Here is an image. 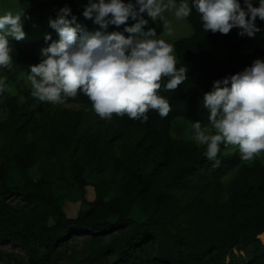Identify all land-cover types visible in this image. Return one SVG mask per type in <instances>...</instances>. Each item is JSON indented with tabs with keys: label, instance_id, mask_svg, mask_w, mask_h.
Here are the masks:
<instances>
[{
	"label": "trees",
	"instance_id": "16d2710c",
	"mask_svg": "<svg viewBox=\"0 0 264 264\" xmlns=\"http://www.w3.org/2000/svg\"><path fill=\"white\" fill-rule=\"evenodd\" d=\"M35 10L25 19L26 38L10 39L12 68L28 75L41 62L40 49L59 40L54 29L36 33ZM187 19L194 32L177 39L174 50L188 79L176 91L159 90L172 106L166 118L150 110L147 123L127 115L104 119L83 94L66 101L83 110H54L29 95L23 101L22 93L0 96L9 113L0 122V241L24 247L25 264H53L59 248L85 234L93 254L114 255L109 264H264V154L244 161L239 149L225 153L221 145L214 166L206 146L172 134L178 118L210 125L204 93L247 67L215 62L216 49L239 51L250 37L240 36L239 28L206 33L195 10ZM78 22L99 30L91 19ZM256 24V35H264V20L257 17ZM126 26L117 31L127 37ZM256 56L264 59V48ZM15 169L20 184L10 177ZM76 187L82 207L69 216L65 205ZM15 194L38 210L12 228L7 202ZM107 234L109 242L102 238Z\"/></svg>",
	"mask_w": 264,
	"mask_h": 264
},
{
	"label": "clouds",
	"instance_id": "9594fccd",
	"mask_svg": "<svg viewBox=\"0 0 264 264\" xmlns=\"http://www.w3.org/2000/svg\"><path fill=\"white\" fill-rule=\"evenodd\" d=\"M243 4L241 0H89L83 16L99 25L95 32L77 22L66 5L49 21L59 40L41 48V62L30 66L31 95L41 102L63 104L83 94L104 119L127 115L147 123L150 110L166 118L172 106L159 90L163 85L165 91H176L188 79V71L177 68L173 45L158 38L156 28L146 30L149 19L144 14L153 22L162 21L171 34L165 13L179 21L195 10L206 33L228 34L239 28L240 36L254 38L261 31L257 17L264 20V0H243ZM26 18L30 19L25 8L0 14V70L12 68L10 39L26 38ZM130 18L136 22L124 32L131 35L108 32L109 26L126 25ZM45 40L51 41L52 36L46 35ZM6 91H10L6 77L0 76V96ZM201 106L207 109L214 132L197 120L191 138L198 146H206L204 155L214 166L220 164L221 145L237 146L244 161L264 154V59L214 81Z\"/></svg>",
	"mask_w": 264,
	"mask_h": 264
},
{
	"label": "rangeland",
	"instance_id": "374dc122",
	"mask_svg": "<svg viewBox=\"0 0 264 264\" xmlns=\"http://www.w3.org/2000/svg\"><path fill=\"white\" fill-rule=\"evenodd\" d=\"M0 0V14L6 11H15L17 9L25 8L26 17L28 16L32 7H35L34 18L36 20V33H45L52 30L50 27V19L57 18V12L60 8L64 6H69L72 9V14L77 17V22L80 20L84 22L87 18L83 16L85 7L88 5L89 0ZM42 3L43 8L36 3ZM128 2V0H126ZM134 3L135 0H132ZM146 19H149V24L147 28H156L158 38L164 39L166 42L170 43L174 47V43L177 39L182 37L191 36L194 29L188 19L176 20L172 13L166 12L165 16L169 21L171 34H169V29L163 27V22H153L144 14ZM71 19V16H69ZM94 21V19H91ZM136 21L129 19L126 25L131 26ZM88 26V25H87ZM94 26L99 27V25L94 24ZM122 26V25H120ZM119 26V27H120ZM25 27V19H24ZM119 27L111 25L109 26L108 32L117 31ZM97 28H93L90 32H95ZM131 35V34H129ZM258 48H264V35H256L254 38H249L242 46L239 51H234L229 47L219 46L215 52L214 61L217 63H225L227 65H242L251 66L253 61L257 59L256 51ZM176 56V52L174 50ZM177 60V56H176ZM178 62V60H177ZM0 76L6 77V84L10 88V93L19 94L22 93V100H25V95H31V85L28 82V74L25 71H16L15 69H2L0 70ZM39 102V101H38ZM37 102V103H38ZM52 104L54 110L57 108H66L74 110H83L85 105L78 103H63V104ZM8 111L0 101V122L8 118ZM210 132H214L211 125L205 127ZM172 134L174 137L182 140L193 141L192 137V124L182 118H178L174 121L172 126ZM196 143V142H195ZM239 149L237 146H229L225 148V153H231ZM38 173V171H36ZM11 179L20 184L22 183L21 176L18 170H12L10 172ZM95 197L94 189L89 187L87 190V198L93 199ZM83 199L82 191L76 187L70 195L65 208L69 216H75L78 210L82 207L81 201ZM8 205L11 207L10 212V226L12 228L22 226L24 221L33 215L37 211L38 207L34 206L32 203L28 202L20 195H13L8 200ZM135 218L142 220V215L138 211L135 212ZM89 236H80L79 241H70L68 246L61 247L57 251L54 258L53 264H109L112 262L114 255H104L102 253L93 254L92 243L88 242L86 239ZM106 242H109L111 236L109 234L102 236ZM264 241V235L261 236ZM27 252L26 249L18 244H11L6 241H0V264H25L27 262Z\"/></svg>",
	"mask_w": 264,
	"mask_h": 264
}]
</instances>
